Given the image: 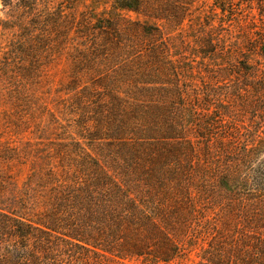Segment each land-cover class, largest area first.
Listing matches in <instances>:
<instances>
[{"label":"trees","instance_id":"trees-1","mask_svg":"<svg viewBox=\"0 0 264 264\" xmlns=\"http://www.w3.org/2000/svg\"><path fill=\"white\" fill-rule=\"evenodd\" d=\"M247 1L215 0L210 35L197 39L193 58L185 61L187 55L173 53L158 22L183 25L198 0H110L112 9L99 16L76 12L71 0H2L0 80L20 94L38 83L47 62L67 55L74 65L76 87L69 92L77 94L76 110L92 117L88 128L101 134L72 139L80 153L67 149L64 166L52 164L39 188H29V200L12 202L26 209H0L3 264H170L199 246L193 220L202 214L196 196L206 187L195 188L197 161L203 176H222L217 197L227 202L220 208L228 217L237 211L233 204L242 208V230L227 236L231 248L223 234L216 235L203 260L264 264V140L197 146L186 96L200 62L220 68L212 63L240 53L238 66L228 64L230 72L239 67L236 74L248 80L259 74L250 61L264 56V29L243 49L226 38ZM256 9L264 28V0ZM125 12L145 20L133 21ZM255 85L253 99L264 103V80ZM247 94L241 90L239 96ZM84 144H95L94 153ZM5 236L13 238V249L5 247ZM238 250L243 254L233 256Z\"/></svg>","mask_w":264,"mask_h":264},{"label":"rangeland","instance_id":"rangeland-1","mask_svg":"<svg viewBox=\"0 0 264 264\" xmlns=\"http://www.w3.org/2000/svg\"><path fill=\"white\" fill-rule=\"evenodd\" d=\"M71 1L75 7L74 10L78 13L89 12L99 16L105 9L107 11L112 9L110 0H102L105 2L103 5H99L97 0ZM235 1L238 3L240 0ZM214 3L215 0H198L192 16L181 26L171 21L158 22L165 37L169 38L172 46L176 48L173 53L187 55L188 58L185 61L193 58L197 39L207 38L210 35V27L207 25L212 21L209 16L212 14ZM256 7L257 0L243 2L239 10L242 13L239 15L242 16L233 22L232 31L226 32V38H231L230 42H237L241 49L248 40L254 39L255 33L264 29ZM2 9V0H0V21L4 18ZM219 13H221L220 10ZM123 15L130 17L133 21L145 20L143 16L134 13L125 12ZM212 24L216 28L219 27L220 19ZM228 26L230 24L226 27ZM2 34L0 27V44L3 39ZM237 54L240 53L233 54L232 56L235 57L229 59L219 58L217 62L212 63V65H219L220 68L214 66L211 68L205 62H200L194 66L195 73L189 76L191 81L186 87L187 104L190 107L188 118L194 125L190 132L197 146L203 142L207 144L208 141H214L219 143V145L216 143V146L225 148L224 139L228 138H244L253 141L260 137L264 140V103L258 104L252 95L256 87L255 82L264 80V56L252 57L250 63L258 67L261 72L258 71L259 74L255 78L248 80L244 74H236L240 72L239 67L232 69L231 72L230 67L228 69L230 63L232 67L239 65L241 56L236 57ZM1 58L0 50V60ZM73 67L70 57L58 55L41 69L38 83L34 87L31 85L28 89H22L20 94L19 92L16 94V90L11 91L10 87L0 80V209L7 211L26 209V206H16L12 202L22 197L24 200H29V188L32 190L39 188L37 184L49 174L52 164L57 165L58 169L60 165L64 166L63 159L64 155H67V149L70 152L80 153V149L76 150L70 146L72 139L101 135L97 130L88 128L92 117L87 114L80 117L81 112L76 110L77 94L69 92V89L76 87L73 84ZM240 81L247 82L248 86L239 83ZM241 90L248 91L249 97L241 99L239 96ZM237 143L238 141L231 144L236 146ZM84 148L90 154L94 153L92 150L95 149V144L90 146L84 144ZM201 159L208 160L205 156ZM229 159L226 163H230ZM234 159L233 157L232 161ZM199 163L202 162L197 161L195 188L200 190L206 187V194L201 196L199 192L197 193L196 201L199 203L202 214L194 217L193 220L195 236L193 240H197L199 246L187 249L170 264H207L203 257L206 255L205 251L210 249V244H214L213 237L223 234L227 243V236L230 233L242 230L238 218L242 210L239 203L233 204L235 208H238L234 215L231 214V218L228 217L227 210L220 208V204L227 203L217 197V190L221 191L219 183L222 176H216L213 171L207 172L208 176H203L200 174L203 171ZM223 168L226 167L223 166ZM201 177H204L205 182L200 181ZM26 211V215L29 216L36 214L32 210ZM4 238L3 243L6 241L8 245L5 247L8 248L13 238L10 236ZM11 247L13 249L14 245L12 244ZM228 247L231 248L230 245ZM241 254H243L241 250L232 253L233 256ZM216 262L223 264L220 261ZM0 263L3 264V259Z\"/></svg>","mask_w":264,"mask_h":264}]
</instances>
